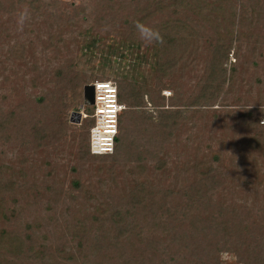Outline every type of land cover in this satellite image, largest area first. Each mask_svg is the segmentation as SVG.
Instances as JSON below:
<instances>
[{"label": "trees", "instance_id": "trees-1", "mask_svg": "<svg viewBox=\"0 0 264 264\" xmlns=\"http://www.w3.org/2000/svg\"><path fill=\"white\" fill-rule=\"evenodd\" d=\"M87 1L91 0H84ZM93 1H96L95 8L86 9L83 4H73L75 9L64 12L57 0H0V14L8 18L28 17L24 23L27 28V24L41 21L38 24L46 28L43 34H49L47 47L59 50L57 44L62 41L64 31L70 30L77 33L80 50L78 57L64 62L63 67L70 74L69 81L61 70L50 78L55 89L53 104L45 102L44 94L34 98V106L51 112L52 120L41 115L36 118L26 110L18 124L24 135L7 137L10 142L13 140L36 148L52 143V153L42 156V166L40 163L36 167L37 170L43 167V170L38 175L26 168L8 170L6 174L7 167L0 164V264H61L57 260L67 253L65 247L46 243L45 236L39 237L44 231L42 223L45 219L39 206L54 211L62 195L71 192L65 190L53 174L58 165L54 156H62V151L73 159L69 161L78 165L96 162L94 170L98 183L107 179L115 184L119 178L126 185L118 199L112 197L115 204L98 202L92 210H75L70 223L62 220L57 227L61 236L68 234L78 244L83 242L92 249L100 248L103 241L109 243L107 235L111 232L128 239L141 234L144 227L166 233L168 239L152 244L150 257H156L160 249L161 257L169 255L167 259L172 263L180 260L181 264H219L221 252L231 251L244 264H264V223L258 225L257 230L250 227L248 232H240L238 227L244 225H241L236 207L220 204L215 196L228 169L231 171L228 165L232 162L234 169L239 170L242 156L236 160L231 155L222 161L220 152H214L210 158L198 156L197 152L189 167L182 165L180 174L172 175L170 162L166 159L168 153L163 146L164 140L173 136L178 128L180 117L183 118L182 124L191 121L179 108H200L220 102L226 98L227 88L235 85V62L240 60L243 49H251L245 45L252 37V34L250 37L246 35L248 25H259V33L264 38V0H140L133 8L135 15L124 19L128 36L107 39V44L98 28L107 22L113 24L127 7L124 2L114 0ZM7 22L10 20L0 21V30L4 31ZM145 25L156 29L159 36L147 32L146 39H142L139 32ZM49 30H53L52 33ZM256 41L260 39L256 37ZM24 45L17 44L6 59L0 57V66L7 61L6 68L11 66L9 71L16 72L17 63L22 61L30 63L37 73L39 67L35 65L37 58L32 42H29L31 48L27 51ZM231 51L235 62L227 69ZM113 55L119 59L117 64L112 61ZM195 67L196 84L192 94L186 97L187 102L180 85L185 70ZM109 70L115 74L117 100L126 108L118 114L114 150L96 155L90 152L92 116L84 118L79 127H75L67 122V115L70 109L77 108L86 92L90 94L85 84L83 95L75 96L76 89L87 83L86 78L107 77L104 74ZM31 80L36 85L41 81L37 75ZM68 88L75 96L70 102L66 101L68 94L64 92ZM164 89L171 92L165 108L161 101L164 97L158 94ZM60 90L62 93L58 97L55 92ZM145 96L147 102L157 108L155 112L140 110L146 105ZM182 97L185 102L178 104ZM261 102L264 103V95ZM91 107L85 111L90 113ZM242 112L248 127L259 132L249 143L261 147L264 144V124H259V120L264 116V110L254 107ZM2 113L0 106L1 131L13 116L12 112L3 119ZM128 123L134 126L130 139L126 135ZM66 140L70 141L69 148H63ZM19 163L22 164L21 160ZM67 165L77 171L73 164ZM120 167L123 171H119ZM39 176L46 178L40 181ZM70 185L75 190L80 189L79 180L73 176ZM186 252L187 256L183 255Z\"/></svg>", "mask_w": 264, "mask_h": 264}, {"label": "rangeland", "instance_id": "rangeland-1", "mask_svg": "<svg viewBox=\"0 0 264 264\" xmlns=\"http://www.w3.org/2000/svg\"><path fill=\"white\" fill-rule=\"evenodd\" d=\"M116 3L124 2V6L127 8L121 11L118 15L117 20L111 24L107 22L98 28L100 35L105 39V44L108 40H118L121 35L128 36V29L124 25V19L131 18V15H135L133 8L135 3L140 0H114ZM64 12L69 9H75L73 4H83L86 9L95 8V3L93 0L84 2V0H57ZM102 3L105 0L101 1ZM95 15V14H94ZM28 17H17L13 16L8 18L7 15L0 14L1 20H10L3 27L4 31L0 30V57L1 59H6L9 53L13 52V48L17 44H26L23 47L27 50L31 48L29 42H32V48H34V55L37 58L36 64L38 72L33 70V66H29L30 63L24 64L20 61L14 70L16 72L9 71L11 66L7 67V61L0 66V106L2 107L3 119L7 115L13 112V116H10V121L5 125L3 131L0 129V164L6 166L8 170H20L22 168L29 169V172L33 174H40L43 167L37 170L38 165L42 166V156L47 153H52L50 144L47 143L36 148L32 145H26L16 142H10L8 140L12 136L15 137L23 136L24 132L18 127L19 118L23 116L26 110L27 114L31 113L32 116L39 118V115L43 116L45 119L52 120L51 112L47 110H40L42 107L34 106L35 96L39 94L45 95V102L49 105L53 104V91L55 90L50 83L51 77L57 71H60L66 75L69 81L70 74L65 69L64 62L67 59L75 58L80 55V50L78 46L79 38L77 33L73 31H68L59 41L57 49H51L47 47L50 41H47L48 35L43 34L46 31L44 25L38 24L40 22L35 21L33 23L27 24L28 28L24 24L27 22ZM50 20L47 21L49 23ZM91 25V23H90ZM85 27V24L82 25ZM261 27L258 25H248L246 35L252 34V37L245 42V45L251 47L250 50L243 49V54L239 61L235 62V55H232V51L228 55V60L226 63L227 69H229L230 64L235 62L236 67V78L235 85L227 88L226 98L220 99L210 106H201L200 108H195L193 106H185L179 108L185 111L184 116L191 118V121L182 124V119H178V128L174 130L173 136L166 138L163 142L164 149L168 153V161L170 162V172L173 174H180L181 169L187 165L189 167L192 163L193 157L197 154L198 156L207 155L206 158H210L211 154L214 152L221 153V160L230 158L234 155V158L238 160L242 156V164L239 170L234 169V164H229L231 171L226 173V178L222 180V185H220L215 196L217 202L220 204L230 205L236 207V211L239 213L242 220L241 225L243 227H238L241 229L240 232H248L247 230L251 227L253 230H257L258 225L264 223V144L256 148L249 142L258 131H253L244 121L241 115L243 110L248 108H260L264 110V103L261 102L264 95V38L259 33ZM48 30V29H47ZM50 31V30H49ZM53 31V30H52ZM50 31V33H52ZM140 33L142 39H146L147 32L143 35ZM21 34V36H19ZM9 36V37H7ZM111 38H108V37ZM259 38L260 41L255 39ZM263 43H262V42ZM54 40L52 41V43ZM244 43V42H243ZM255 47L254 50H252ZM47 47V48H46ZM46 48V49H45ZM15 51V50H14ZM102 54L101 51L99 53ZM99 57V56H98ZM112 61L117 64L118 58L113 55ZM26 60L28 58L24 57ZM97 59V58H96ZM189 71V72H188ZM98 74L95 70L93 71ZM185 78L181 81V92L186 97L192 94V90L196 84V67L192 70H185ZM40 76V82L36 85L35 81L31 80V77L36 78ZM104 76L107 77H89L85 80L87 83H83L78 87L75 92V96L83 95L85 84L87 86H93L96 82H108L113 84L117 88V82L114 79L115 74L110 70L107 71ZM176 77V76H175ZM173 80H177L176 78ZM93 86V93H94ZM68 95L66 101H72L75 98L71 88L66 89ZM62 90L55 92V95L60 97ZM160 97H164L161 101L165 104L164 108L167 107L169 100L168 97L171 95L169 89H164L161 93H158ZM185 94V95H184ZM52 97V98H51ZM222 92L220 98H222ZM180 99L181 102H185ZM146 105L140 109L142 111L155 112L157 108H154L147 102V97H144ZM189 102L188 100H186ZM118 102V100H117ZM119 103V102H118ZM121 109H119L118 114L122 112L126 106L119 103ZM88 106L91 107V112L87 113L85 109ZM183 106V105H180ZM76 109H70L67 115V122L73 124L75 127H79L80 122L87 117L94 119L93 126L95 125V103L90 98V94H84L76 106ZM159 108V107H158ZM177 107H175L176 109ZM33 111H37L34 113ZM77 112L80 113L79 122H75L77 119ZM23 113V114H22ZM26 113V112H25ZM118 114H117V133H118ZM129 124V123H128ZM259 124H264V116L259 120ZM92 126V127H93ZM129 132H126L127 139H130L133 135V123L128 125ZM91 127V128H92ZM23 132V133H22ZM69 134V133H67ZM134 134L138 135V133ZM27 140L26 138L24 141ZM10 142V143H9ZM63 148H69L70 141L63 142ZM259 149V150H258ZM199 150V151H198ZM59 152V151H58ZM61 152V151H60ZM90 152L93 153L90 149ZM62 156H54L57 158V166L55 167L53 174L55 178L63 184L65 190L71 191L70 194L62 195L54 211L47 210L45 206H39L45 214L44 222L42 223L44 231L40 233L39 237L42 235L46 243H50L57 246H64L63 258H58L57 263L61 264H181L179 260L178 263H172L167 258L161 257L159 253L156 257H150L149 247L158 241H168L166 233L161 234L155 230L149 231L147 229H142V233L138 236H133L131 238L125 239L122 237H117L113 232L108 234V242H101L99 244L100 248H87L86 244H78V242L71 238L68 234L61 236L59 233L60 229L58 224L65 220L70 223V218L75 216V210L79 208H92V206L98 202H109L115 204L116 201L112 197L119 198L124 190L126 183L121 181L119 178L115 184L109 182L107 179L103 183H98L96 180L97 172H95L94 162H86L78 165L73 160L69 154L65 151L61 152ZM97 155V154H96ZM21 160V163L19 161ZM77 163V164H76ZM227 164V162H225ZM66 164V165H65ZM67 164H73L77 169L76 172L72 171ZM183 165V167H182ZM225 165V164H224ZM37 166V167H36ZM62 167V168H61ZM119 171H123V167H120ZM234 171L236 174L232 173ZM73 172V173H72ZM77 178L80 183V189L75 190L71 188L70 180L71 178ZM46 177L39 176V180L42 181ZM171 179V178H170ZM169 179V180H170ZM191 179V178H190ZM189 179V180H190ZM172 180V179H171ZM166 186V185H164ZM120 189V190H119ZM217 193L220 194L218 197ZM242 207V208H241ZM243 209V210H242ZM92 210V209H91ZM49 217L53 218L51 220ZM50 222H48V219ZM256 226V227H254ZM237 228V225H236ZM250 230V229H249ZM38 233V231H36ZM256 232V231H255ZM258 232V231H257ZM61 255V256H62ZM187 256L186 254H183ZM66 257V258H65ZM148 258H151L150 261ZM180 258V257H177ZM219 264H244L242 260L236 256L235 253L231 251H222L220 254ZM162 261V262H161Z\"/></svg>", "mask_w": 264, "mask_h": 264}, {"label": "built area", "instance_id": "built-area-1", "mask_svg": "<svg viewBox=\"0 0 264 264\" xmlns=\"http://www.w3.org/2000/svg\"><path fill=\"white\" fill-rule=\"evenodd\" d=\"M103 85L102 91H97ZM93 101L95 107V125L90 129V149L96 154H107L114 150V139L117 134V114L121 109L117 102L116 87L108 82L93 84Z\"/></svg>", "mask_w": 264, "mask_h": 264}, {"label": "clouds", "instance_id": "clouds-1", "mask_svg": "<svg viewBox=\"0 0 264 264\" xmlns=\"http://www.w3.org/2000/svg\"><path fill=\"white\" fill-rule=\"evenodd\" d=\"M25 15H27V13H25ZM140 31H141V34H142V35H143L144 32H149V33H151L154 37H158V36H159V34H158V32H157L156 29H154V28H152V27H150V26H147V25L143 26V27L140 29Z\"/></svg>", "mask_w": 264, "mask_h": 264}, {"label": "water", "instance_id": "water-1", "mask_svg": "<svg viewBox=\"0 0 264 264\" xmlns=\"http://www.w3.org/2000/svg\"><path fill=\"white\" fill-rule=\"evenodd\" d=\"M89 87V92H90V98H91V101L93 100V86H88ZM77 119L75 120V122H79L80 120V113L77 112Z\"/></svg>", "mask_w": 264, "mask_h": 264}, {"label": "bare ground", "instance_id": "bare-ground-1", "mask_svg": "<svg viewBox=\"0 0 264 264\" xmlns=\"http://www.w3.org/2000/svg\"><path fill=\"white\" fill-rule=\"evenodd\" d=\"M102 87H103V85L98 86L97 91L101 92L102 91V89H101Z\"/></svg>", "mask_w": 264, "mask_h": 264}]
</instances>
